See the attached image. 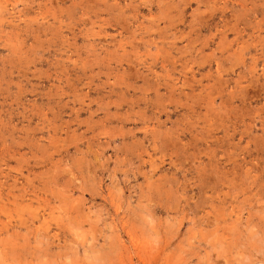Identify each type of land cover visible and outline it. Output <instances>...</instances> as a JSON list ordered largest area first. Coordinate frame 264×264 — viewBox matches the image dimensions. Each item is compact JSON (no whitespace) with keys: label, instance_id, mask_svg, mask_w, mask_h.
Here are the masks:
<instances>
[{"label":"rangeland","instance_id":"obj_1","mask_svg":"<svg viewBox=\"0 0 264 264\" xmlns=\"http://www.w3.org/2000/svg\"><path fill=\"white\" fill-rule=\"evenodd\" d=\"M0 264H264V0H0Z\"/></svg>","mask_w":264,"mask_h":264},{"label":"bare ground","instance_id":"obj_2","mask_svg":"<svg viewBox=\"0 0 264 264\" xmlns=\"http://www.w3.org/2000/svg\"><path fill=\"white\" fill-rule=\"evenodd\" d=\"M39 31V30H38ZM161 100V99H160ZM199 106V105H198ZM51 180V179H50Z\"/></svg>","mask_w":264,"mask_h":264}]
</instances>
